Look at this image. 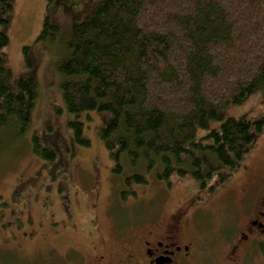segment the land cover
<instances>
[{
  "label": "trees",
  "instance_id": "trees-1",
  "mask_svg": "<svg viewBox=\"0 0 264 264\" xmlns=\"http://www.w3.org/2000/svg\"><path fill=\"white\" fill-rule=\"evenodd\" d=\"M14 3L0 0V129L24 136L39 89L31 75L10 84L3 52L9 37L1 26ZM59 31L48 17L38 40H55ZM58 69L70 113L107 115L99 136L115 174L125 176L122 198L136 195L133 183L147 184L149 172L168 186L191 176L204 188L214 173L223 183L264 130V0H103L75 24ZM257 92L262 97L253 110L203 136L210 142L199 149L212 152L214 165L212 156L194 151L198 126L209 129L223 110ZM69 126L77 143L91 145L83 121ZM33 152L57 159L38 134Z\"/></svg>",
  "mask_w": 264,
  "mask_h": 264
},
{
  "label": "rangeland",
  "instance_id": "rangeland-1",
  "mask_svg": "<svg viewBox=\"0 0 264 264\" xmlns=\"http://www.w3.org/2000/svg\"><path fill=\"white\" fill-rule=\"evenodd\" d=\"M102 1L15 0L8 25L1 26L9 37L3 52L12 74L10 84L15 85L20 78L31 75L36 78L39 89L30 130L22 136L13 134L11 127L0 129V232L7 240V246L15 247L23 237H31L36 245L43 244L45 227L49 225L60 231L65 226L73 231L78 214L88 221L96 207L100 208L97 214L101 215L102 224L111 214L115 217H110L109 222L126 221L128 215L143 207L156 208L154 211L163 216L182 205L188 195H202L206 199L196 210V217L193 215L201 237L219 241L234 236L243 229L252 210L260 203L264 186V130L224 185L218 180L219 173L208 178L203 188L191 176L174 179L172 186H168L156 173L149 172L145 176L147 184L133 183L136 196L129 194L124 199L121 192L127 189L125 176L115 174L114 162L99 136L107 115L90 111L76 117L67 110L58 64L67 56V43L77 21L86 20ZM48 17L60 25L58 36L52 41L38 40ZM261 97V93H254L243 104L223 110V119L211 121L209 129L198 126L196 146L192 145L194 151L202 154L200 144L210 142L203 139L204 135L212 128L219 129L223 120L238 119L253 110ZM76 118L84 122L90 146L75 140L69 121ZM34 134L46 139L56 150L55 161L33 152ZM204 153L212 156L209 149ZM209 161L213 165L216 163L214 156ZM207 169L208 165L205 166ZM126 170L133 172L128 166ZM95 221L100 222V218L96 217ZM224 229L231 233L222 235ZM27 252L37 255L47 251L42 249L36 253L30 249ZM7 254L19 264V260H24L20 251L4 252L3 257ZM258 254L247 257V264H262Z\"/></svg>",
  "mask_w": 264,
  "mask_h": 264
},
{
  "label": "flooded vegetation",
  "instance_id": "flooded-vegetation-1",
  "mask_svg": "<svg viewBox=\"0 0 264 264\" xmlns=\"http://www.w3.org/2000/svg\"><path fill=\"white\" fill-rule=\"evenodd\" d=\"M205 200L202 195H188L182 205L163 216L154 211L156 208L143 207L123 222H109L115 216L108 215L103 224L97 214L100 208L96 207L88 221L78 214L73 231L66 226L62 231L52 225L45 227L44 243L39 245L31 237H23L9 248L0 232V264H19L9 254L3 257L8 251L21 252L24 260H19L20 264H247V257L256 253L264 264V186L260 203L243 229L219 241L201 237L193 222V215L196 217V210ZM96 217L100 222L95 221ZM230 233L224 229L222 235ZM30 249L47 252L34 255L27 252Z\"/></svg>",
  "mask_w": 264,
  "mask_h": 264
}]
</instances>
